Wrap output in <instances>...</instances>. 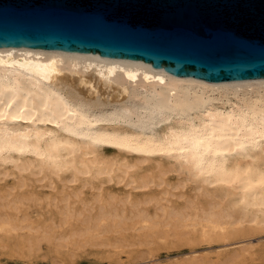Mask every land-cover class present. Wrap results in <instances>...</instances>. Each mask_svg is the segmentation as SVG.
Returning <instances> with one entry per match:
<instances>
[{"label": "bare ground", "instance_id": "obj_1", "mask_svg": "<svg viewBox=\"0 0 264 264\" xmlns=\"http://www.w3.org/2000/svg\"><path fill=\"white\" fill-rule=\"evenodd\" d=\"M0 113V239L75 248L108 245V232L122 244L133 229L143 242L220 243L175 263L264 254L244 239L264 232V78L203 82L103 56L0 50ZM193 130L198 142L184 139ZM104 181L160 193L104 197ZM87 185L99 189L91 201ZM41 202L59 216L33 219Z\"/></svg>", "mask_w": 264, "mask_h": 264}, {"label": "water", "instance_id": "obj_2", "mask_svg": "<svg viewBox=\"0 0 264 264\" xmlns=\"http://www.w3.org/2000/svg\"><path fill=\"white\" fill-rule=\"evenodd\" d=\"M0 50L81 53L183 78H264V0H0Z\"/></svg>", "mask_w": 264, "mask_h": 264}, {"label": "rangeland", "instance_id": "obj_3", "mask_svg": "<svg viewBox=\"0 0 264 264\" xmlns=\"http://www.w3.org/2000/svg\"><path fill=\"white\" fill-rule=\"evenodd\" d=\"M175 175H176L175 173L170 174L171 182H175L177 180ZM98 182H99L98 180L94 181L95 184H98ZM2 183L4 182H1L0 185H2ZM74 185L76 186L78 184H74ZM102 185H103V189L101 191L104 197H108L110 194H115L120 197H123L131 193V196L134 199H143L146 198L151 193H160V187H157L158 189L156 187H153L151 191L146 192L147 189L134 190L131 189L130 186L125 187L127 185H125L123 182L120 183L115 181H104ZM45 187L38 186L35 189L40 193H43L42 195H44L47 192H50L51 190L49 187L47 188ZM82 191H83L82 196L86 200H90V199L92 200L99 193L98 187H92L90 185H87L86 187L82 188ZM176 191L178 192L179 190ZM175 200H178L180 202L183 201L181 198L180 199L176 198ZM46 206L47 205L44 202H41L36 205H33L28 211L32 213L33 219L36 220H42V218L43 219L48 218L50 217L51 214L56 218L59 216L57 207H55L54 205H50L49 206L50 208ZM75 206L76 209H79L81 207V202L80 201L76 202ZM129 206L130 205L128 204L127 207ZM147 207H149L150 211H154L153 209V207L155 208L154 205L150 204L147 205ZM40 215L41 217L43 215V217L41 218ZM24 231L26 232V230ZM127 231H125L126 234L124 233L125 235L123 239L124 241L127 242L124 243L122 242V240L120 241L122 244L123 243L125 244L124 246H121L122 244L115 242L118 239V233L116 234V232L113 234L108 232L109 236L108 238H106V240L110 242L108 243V245L107 243H102L104 244L102 245L100 244V241L97 240L95 241V243L88 242L87 244H85L86 242L85 243L82 242V244L80 243V246H78L79 244L74 245L75 248H73V245L71 247V244L69 245L63 244V246L60 247L61 246L60 244L57 246L56 243L48 242L46 240H42V242H40L39 247L30 248L28 245L21 243L20 237H15L13 239H8L7 237H3L2 238L3 240L0 239V264H136V263L137 264H182L183 262L181 263V261L179 263L178 262L175 263V260H178L180 257H182L183 252H186L190 249H199L200 250L199 252L204 253V251L206 252L208 250L217 248L220 244L218 242L217 243L215 242L214 244L201 243L202 245L201 244L195 245L196 247L184 243L182 245L174 244L172 242V240L174 239L173 237H171V239L169 237L167 238V240L161 238L162 240H164V242L161 241V243L159 242L161 240L159 238L156 239L157 241L150 240L149 242H147L148 240H146L145 242H143L138 237L137 232L135 230L129 229ZM19 233H22V231H20ZM114 234H116L117 236H114ZM250 238H252L251 240H254L255 243L258 240H260L258 242L264 244V232L254 234V236L252 235L245 237L244 239H250ZM238 239H242V238H238ZM133 241H135V243ZM139 241L142 243H139ZM111 243L113 244V246L117 244L116 248H114ZM4 244L7 247H5ZM131 244H133V246L135 244V246L131 247L132 246ZM253 257L254 260L248 259V261L246 262L240 261L241 263L236 262L231 264H244V263L264 264V260H263L264 254L262 252L258 251ZM250 260L252 261L250 262Z\"/></svg>", "mask_w": 264, "mask_h": 264}, {"label": "snow or ice", "instance_id": "obj_4", "mask_svg": "<svg viewBox=\"0 0 264 264\" xmlns=\"http://www.w3.org/2000/svg\"><path fill=\"white\" fill-rule=\"evenodd\" d=\"M13 103H15V101H13ZM11 106H12L11 104L8 105V107ZM0 118H4L2 113H0ZM12 119H23V116L22 115L13 116ZM196 135L197 133L195 132V130H193L191 133L185 134L184 139L189 140L191 138L193 142H198L196 141ZM261 136H264V131L261 132ZM100 142H105V141H100Z\"/></svg>", "mask_w": 264, "mask_h": 264}]
</instances>
